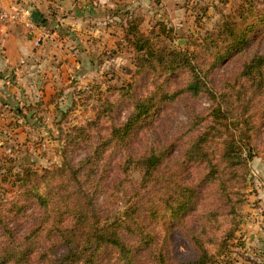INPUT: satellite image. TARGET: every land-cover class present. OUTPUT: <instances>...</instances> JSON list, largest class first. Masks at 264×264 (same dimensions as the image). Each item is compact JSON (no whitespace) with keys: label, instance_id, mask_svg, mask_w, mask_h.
<instances>
[{"label":"rangeland","instance_id":"1","mask_svg":"<svg viewBox=\"0 0 264 264\" xmlns=\"http://www.w3.org/2000/svg\"><path fill=\"white\" fill-rule=\"evenodd\" d=\"M33 10L43 16L39 23L31 19ZM0 13L8 14L0 17V193L6 199L0 202V237L5 227L24 236L39 214L37 201L25 197L16 202L26 205L24 215H10L17 206L11 202L17 172L73 168L95 226L118 220L120 237L143 246L140 264H157L159 251L171 263L193 262L203 247L213 256L210 264H264V92L240 77L244 62L264 53V0H0ZM130 21H139L146 36L166 25L172 40L159 36L153 46L165 56L191 53L213 95L188 90V68L138 70ZM232 28L246 31L244 50L233 46ZM143 99H152L151 110L117 142L112 129ZM218 108L229 116L221 122L214 115ZM206 132V148L219 169L207 186V163L184 162L190 145ZM232 141L240 160L224 156ZM153 149L165 159L156 178L141 188L144 172L129 159ZM173 171L199 194L190 210L175 217L166 202L177 196V206L183 186L162 183ZM126 188L144 190L140 208L132 203L134 194L122 195ZM133 209L137 224L132 215L126 219ZM138 226L152 234V243L140 239ZM57 240L43 239L36 264L65 253ZM95 264L127 263L107 245Z\"/></svg>","mask_w":264,"mask_h":264},{"label":"trees","instance_id":"2","mask_svg":"<svg viewBox=\"0 0 264 264\" xmlns=\"http://www.w3.org/2000/svg\"><path fill=\"white\" fill-rule=\"evenodd\" d=\"M139 28V21H130L127 29V33L134 37V40L132 41L136 53L134 62L138 70H141V68L146 66H149L150 68L159 66L168 71L179 68H188L192 73V79L188 85V90L195 95H198L203 91L209 92L210 95H213L207 84L206 73L202 72L198 65L194 63L191 53L185 50H175L165 56V51H162V49L158 50L153 46L151 43L152 39L157 40L159 36L172 40L171 31L166 25L161 24L160 32L155 33L152 31V35L149 36H146L145 33L141 32ZM231 30L234 36L233 46L237 49L244 50L250 41L247 37L246 31L243 29L236 33L233 28ZM154 60H156L157 65H154ZM240 77L244 78V81L246 80L255 87L257 93H263L264 53L261 55H255L246 60L240 72ZM152 106V99L140 100L136 104L135 110L128 120L123 125L112 129L111 137L122 144V142L130 136L136 124L149 113ZM214 115L218 119L217 122H221V119H227L229 117L226 112L221 111L219 108L216 109ZM210 133L211 132L204 133L190 145V156L184 160V162L187 160V163L199 160L207 163L209 169H207L205 176L203 175L204 177L202 178L205 181L202 182V185L206 186L210 185L208 184V181L215 180L219 175L218 166L213 159L210 158L206 148V141ZM237 146V143H233V141L230 142L224 156L240 160L241 156L238 155L237 152L238 149L240 151V147ZM104 149L103 145L100 148V152L102 153ZM163 159H165L164 153L156 152L154 149L150 154L139 159L130 156L129 164L136 165V167L139 166L144 172L141 188L144 187L147 182L151 180L153 181L156 178L157 168H159L158 166L160 163L164 161ZM97 170L93 169L90 177H92ZM77 173L78 170L63 167L55 170H46L43 174H39V172L33 171L30 168H26L23 171L16 173L15 176H17L16 182L18 184V191H15L13 196L14 201H8L13 202L15 205L17 200L31 197L37 201L36 204L38 206H36L39 207L37 208L39 214L36 221L27 230L24 236L13 231V228L7 229V227H5V231L0 237V264H36L34 259L37 261L42 258L37 250L41 242H43V239L52 240L54 236H57L58 238L56 245L65 248L66 251L61 257L55 260L48 258L45 251L43 258L46 256L47 264H95L98 252L105 250L107 245L116 249L119 259L124 260L127 264H140L138 251L143 246L131 245L129 243L136 244V242L133 243L126 238L120 237L118 233V230L120 229V224H117L118 220L116 225H111L107 228H99V226H95L94 223L98 222V220L92 211H90V201L84 200V198H82L84 193L76 188L75 182H78ZM170 174L171 175L162 180V183H164V180L165 182L167 180L170 182L171 180H175L174 184L177 189L179 185L183 186L181 195L178 198L179 204L177 206L175 205V203H177V196H173V198L166 202V204L171 207V215L174 216L180 211L190 210L188 208L191 202L195 195L197 194L198 197L199 194L192 185L190 187L186 186L188 183L185 179L183 180L179 177L175 171ZM65 175H71L67 176L69 185L65 183L63 179ZM117 179L120 182L122 181L119 177ZM178 180H182L181 184H179ZM71 182L75 184L70 185ZM99 185V180H97L96 188ZM66 186H70L72 189H69ZM126 190L127 188L122 191V195H126L129 198L131 194H134L136 201L132 199V203H134V207L140 208L139 201L142 199L141 193L144 192V190L140 191L137 189L135 190V193H130ZM3 195L4 194L0 193V202L6 200L5 198L3 199ZM173 200L175 203H172ZM16 204L17 206L11 208L10 213L12 214L10 215L13 217L24 215L22 211L26 205L21 206L18 203ZM196 204L197 203H195V205ZM135 210L136 209H133L131 212L129 211L130 213H127L126 215V219L131 218V215L133 216V224H137L136 220L139 217L137 213L138 209L136 213H132ZM70 217H72L73 222H67ZM160 219H162L161 216L157 217L158 221ZM128 227L131 228L130 225H126V228ZM140 227L141 226L137 227L140 239L146 244L152 243V234L141 231ZM52 234L54 235L52 236ZM230 234L233 235V233ZM228 246V238L226 237L223 240L222 248L225 249ZM201 250V256L193 262H168L161 251L156 252L154 256L158 258L157 264H210L211 260H213L210 258H213V256L204 247Z\"/></svg>","mask_w":264,"mask_h":264},{"label":"water","instance_id":"3","mask_svg":"<svg viewBox=\"0 0 264 264\" xmlns=\"http://www.w3.org/2000/svg\"><path fill=\"white\" fill-rule=\"evenodd\" d=\"M31 19L35 22H40L43 20L42 14L38 10H33L31 13Z\"/></svg>","mask_w":264,"mask_h":264},{"label":"built area","instance_id":"4","mask_svg":"<svg viewBox=\"0 0 264 264\" xmlns=\"http://www.w3.org/2000/svg\"><path fill=\"white\" fill-rule=\"evenodd\" d=\"M26 14H27V16H30V12H29V11H27ZM7 16H8L7 13H0V17H1V18H5V17H7ZM37 42H38V41H37Z\"/></svg>","mask_w":264,"mask_h":264}]
</instances>
